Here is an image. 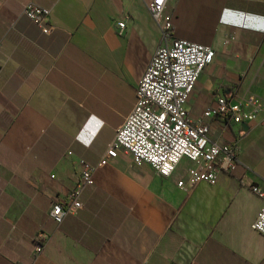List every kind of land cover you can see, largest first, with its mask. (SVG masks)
Instances as JSON below:
<instances>
[{"label":"crops","instance_id":"0c3cea01","mask_svg":"<svg viewBox=\"0 0 264 264\" xmlns=\"http://www.w3.org/2000/svg\"><path fill=\"white\" fill-rule=\"evenodd\" d=\"M30 2L48 10L50 33L23 13ZM148 2L0 0V264H264L252 227L264 202V0L167 1L173 36L215 50L189 116L236 146L230 171L194 186L178 181L195 164L164 177L123 150L106 156L160 43ZM249 94L261 99L253 121L203 116L220 96ZM82 161L93 183L56 223L51 206Z\"/></svg>","mask_w":264,"mask_h":264},{"label":"built area","instance_id":"2783aa9c","mask_svg":"<svg viewBox=\"0 0 264 264\" xmlns=\"http://www.w3.org/2000/svg\"><path fill=\"white\" fill-rule=\"evenodd\" d=\"M168 0H149L147 7L161 29L160 43L136 86V100L131 112L116 129L114 140L108 145L107 157L118 150L126 152L136 163L146 162L160 175L173 174L182 160L195 164L179 186H194L199 182L213 184L220 171H230L237 161L236 146L221 144L209 137V125L202 118L189 116L187 103L201 72L214 58L212 46L173 36V23L165 13ZM23 13L43 33H50L48 10L33 3L23 7ZM123 33L125 20L117 22ZM262 110L261 99L249 94L237 99L220 96L214 107L206 108L204 117L221 115L241 124L253 121ZM93 183V168L82 161V169L66 201L53 202L51 218L60 223L66 215L79 209L82 190ZM257 192V187H250ZM252 227L264 236V202ZM42 236L35 244V252L42 250Z\"/></svg>","mask_w":264,"mask_h":264},{"label":"rangeland","instance_id":"374dc122","mask_svg":"<svg viewBox=\"0 0 264 264\" xmlns=\"http://www.w3.org/2000/svg\"><path fill=\"white\" fill-rule=\"evenodd\" d=\"M193 162L191 161H187V160H183L180 162L179 166L181 168V170H185L187 168H190V166H192Z\"/></svg>","mask_w":264,"mask_h":264},{"label":"trees","instance_id":"16d2710c","mask_svg":"<svg viewBox=\"0 0 264 264\" xmlns=\"http://www.w3.org/2000/svg\"><path fill=\"white\" fill-rule=\"evenodd\" d=\"M170 19H171V21H172V15H170ZM172 23H173V21H172Z\"/></svg>","mask_w":264,"mask_h":264}]
</instances>
